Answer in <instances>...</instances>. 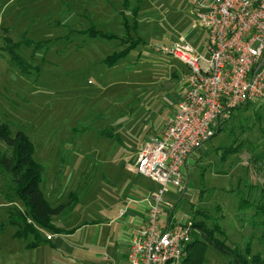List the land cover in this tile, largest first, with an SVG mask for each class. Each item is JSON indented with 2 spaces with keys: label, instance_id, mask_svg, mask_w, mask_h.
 I'll use <instances>...</instances> for the list:
<instances>
[{
  "label": "rangeland",
  "instance_id": "rangeland-1",
  "mask_svg": "<svg viewBox=\"0 0 264 264\" xmlns=\"http://www.w3.org/2000/svg\"><path fill=\"white\" fill-rule=\"evenodd\" d=\"M189 3L0 0V124L11 137L21 131L32 142L44 199L64 206L58 217H70L57 226L98 219L106 200L138 187L143 195L158 190L128 166L140 138L175 110L179 77L188 70L160 49L194 39L196 6ZM204 36L198 34L195 51L203 50ZM122 51L126 56L110 63ZM224 120L188 159L184 191L168 189L166 199L178 221L204 223L227 247L264 264V99ZM0 154L10 156L3 141ZM13 187L0 170V207L9 200L0 224L8 210L10 222L40 230L24 216ZM203 260L198 264L232 263L211 247Z\"/></svg>",
  "mask_w": 264,
  "mask_h": 264
},
{
  "label": "built area",
  "instance_id": "built-area-1",
  "mask_svg": "<svg viewBox=\"0 0 264 264\" xmlns=\"http://www.w3.org/2000/svg\"><path fill=\"white\" fill-rule=\"evenodd\" d=\"M192 30L206 34L197 52L184 38L160 51L187 67L186 89L158 138L136 153L138 175L158 190L133 235L128 264H180L191 241V222L169 213L168 189L180 194L188 159L210 140L230 110L264 99V0H198ZM119 215H122L120 212ZM114 264V263H111Z\"/></svg>",
  "mask_w": 264,
  "mask_h": 264
},
{
  "label": "crops",
  "instance_id": "crops-1",
  "mask_svg": "<svg viewBox=\"0 0 264 264\" xmlns=\"http://www.w3.org/2000/svg\"><path fill=\"white\" fill-rule=\"evenodd\" d=\"M196 1L191 0L189 3L188 0V3L191 6H196L193 4ZM195 9L193 14L196 12ZM194 32L196 33L194 39L186 40L193 48L198 34L202 33L206 37L204 32L197 30ZM188 73L189 71L179 77L178 100L175 102L174 112L164 118L157 127L153 125L152 131L146 133L145 136H140L137 150L150 138L160 137L168 119L175 115L177 105L186 89L185 78ZM173 76L178 77L176 74ZM137 150L134 153L133 166H128V169L135 174H137L135 168ZM137 189L139 190L136 193L131 190L125 195L106 200L107 202H104V205L98 209V219L63 228L57 225L68 223L70 217L68 215L58 217L60 214L54 216L52 224L65 232L53 234L48 230L40 229L38 231L41 241L38 244H35L32 235H15L17 230L10 225L8 210H3V214L6 212V222L0 224V264H128L127 255L130 241L136 230L143 224L147 214L146 196L156 192L151 190L143 195V189L141 187ZM8 201L0 209L6 208ZM120 212L122 215H119ZM4 224L12 226L15 230H6Z\"/></svg>",
  "mask_w": 264,
  "mask_h": 264
},
{
  "label": "trees",
  "instance_id": "trees-1",
  "mask_svg": "<svg viewBox=\"0 0 264 264\" xmlns=\"http://www.w3.org/2000/svg\"><path fill=\"white\" fill-rule=\"evenodd\" d=\"M101 36L108 39L115 38L110 34H101ZM126 53V51H122L114 54L113 57L109 58L112 60L110 63H117L126 56ZM247 107L248 105H245L236 109ZM233 110H230L228 115H231ZM224 121H221V123L219 121V125L217 126L214 135L218 134L222 130L223 126L221 124L224 123ZM0 141H3L10 150V156L0 154V170L2 174L6 172L12 177V182L14 184L12 190L26 208L24 216L31 219L32 223L36 224L42 230H48L53 234L64 233L65 231L56 228L51 223V218L61 214L64 210V206L60 204L52 207L44 199L39 188L42 182L43 169L41 165L32 159V155L34 153L32 142L21 131L17 132L14 137H11L8 127L4 124H0ZM171 216L172 212L169 213V220L172 219ZM192 221L193 220L190 221L192 229L191 241L186 246V256L182 259L180 264H198L200 261L204 262L203 254L207 247H211L222 255L230 257L233 264H262L259 256H253L250 261H248L247 251L245 252V255H242L237 249L227 247L225 242L216 238V236H214V232L207 229L204 223ZM10 225L18 227L17 229L19 231L21 228L25 230L22 231V233L17 231L15 235H32L35 244L40 243L41 240L39 232L31 225L26 223L22 225L15 221H11Z\"/></svg>",
  "mask_w": 264,
  "mask_h": 264
}]
</instances>
